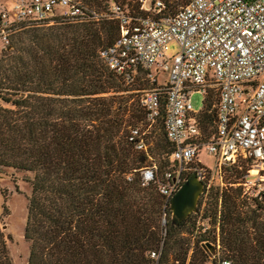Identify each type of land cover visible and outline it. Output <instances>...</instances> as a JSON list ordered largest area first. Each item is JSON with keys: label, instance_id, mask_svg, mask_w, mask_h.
<instances>
[{"label": "trees", "instance_id": "trees-1", "mask_svg": "<svg viewBox=\"0 0 264 264\" xmlns=\"http://www.w3.org/2000/svg\"><path fill=\"white\" fill-rule=\"evenodd\" d=\"M83 1L101 10L115 2L133 15L150 14L139 10V0ZM186 2L165 0L163 12L174 14ZM117 36L115 18L60 19L21 26L2 49L0 166L33 173L27 179V264H219L202 246L209 238L192 245L194 213L178 221L157 181L142 182L143 166L157 162L160 179L175 168V145L165 133V91L162 130L147 142L152 146L140 150L129 140L131 128L142 124L146 142L148 122L128 85L151 81L138 69L127 82L103 62L99 51ZM216 102L217 91L209 87L199 117L205 136L215 131ZM231 166L235 177L244 168L245 178L251 162L239 158ZM243 194L234 184L213 193L221 206L214 222L220 223L224 257L264 264V204L254 197L256 206L244 210ZM6 238L0 218V264H13Z\"/></svg>", "mask_w": 264, "mask_h": 264}, {"label": "built area", "instance_id": "built-area-1", "mask_svg": "<svg viewBox=\"0 0 264 264\" xmlns=\"http://www.w3.org/2000/svg\"><path fill=\"white\" fill-rule=\"evenodd\" d=\"M6 1L0 0L3 48L10 47L11 35L21 26L60 19H117L119 36L99 51L100 58L127 82L142 69L155 83L143 88L139 98L150 127L162 115L165 91V133L175 145L170 155L175 168L160 179L157 162L143 166L144 185L157 181L159 192L170 202L186 176L196 173L204 183L201 203L218 172L222 174L224 167L247 158L251 166L238 184L244 194L264 197V0H187L174 14L163 12L165 0H139V10L150 14L134 15L115 2L101 10L83 0ZM172 41L177 42L178 50L170 54ZM161 69L170 73L165 83L158 80ZM209 87L218 94L217 118L215 131L205 136L199 117ZM196 93L203 95L201 109L192 103ZM143 134L139 126L132 127L129 140L135 142V148L147 151ZM203 150L214 156L213 167L200 160ZM197 212L198 208L192 213ZM166 220L164 213V223ZM206 228L202 214L198 215L193 242L205 235ZM214 239L202 240L203 247H214L210 257L217 258L219 264H233L222 255L219 222Z\"/></svg>", "mask_w": 264, "mask_h": 264}, {"label": "rangeland", "instance_id": "rangeland-1", "mask_svg": "<svg viewBox=\"0 0 264 264\" xmlns=\"http://www.w3.org/2000/svg\"><path fill=\"white\" fill-rule=\"evenodd\" d=\"M11 0H7L6 3H10ZM5 48V47H4ZM170 54L175 53L178 50V44L176 41H172L170 44ZM2 42L0 41V55L2 53ZM156 72V70H154ZM170 76L169 70H160L159 74V82L165 83L168 81ZM130 92L133 94L134 99L140 98V93L144 87H151V82H147V80H138L135 81L134 84H129ZM193 105L195 109H201L203 95L201 93L193 94ZM142 127V124L139 125ZM162 130V123L157 121L153 124V126H148L146 128V143L151 141L154 138L155 132H159ZM148 147L152 146V143H147ZM147 147V148H148ZM154 160V157H153ZM200 160L207 164L208 167H213L215 158L213 155H209L208 152L203 150L200 154ZM156 161V160H155ZM244 160L239 161V164L235 167L241 168L240 164L243 163ZM151 163V162H149ZM247 165L246 167H248ZM235 167H224L222 174L217 173L215 175V180L213 181L212 188L210 193L206 199H202L198 201V211L197 213L192 215V220L196 224L198 215L202 214L205 222V226L207 227L205 232L206 238L215 242V233H216V224L214 222V213L217 209H220L221 206H215V198L213 193L219 188L224 189L229 187V185H239L238 182L244 180L243 175H245L246 170L241 171L240 176L235 177V174L232 172L235 170ZM248 172V171H247ZM33 176L32 172H24L19 171L12 167H2L0 166V218H1V226L5 231L7 236V244L10 250V257L12 259L13 264H27L28 255H30V242L27 240L25 236L26 223L28 218V207H29V195L32 192V187L29 181L27 180L29 177ZM234 181V182H232ZM261 187L264 191V182L261 183ZM243 190V188H242ZM254 196L251 194H243L240 202L243 205V209L246 210L250 207H255ZM203 200L206 202L204 203ZM257 200H260L264 204V197H257ZM221 213V212H220ZM193 241V239H192ZM195 242H192V245ZM221 251L223 257L227 255V252L223 250V243L221 244ZM205 251L210 253L214 251V247H205ZM192 248L189 251V256L192 254Z\"/></svg>", "mask_w": 264, "mask_h": 264}, {"label": "water", "instance_id": "water-1", "mask_svg": "<svg viewBox=\"0 0 264 264\" xmlns=\"http://www.w3.org/2000/svg\"><path fill=\"white\" fill-rule=\"evenodd\" d=\"M204 189L203 180L196 173L182 183L180 188L170 198L172 214L178 221L185 219L189 213L197 210L199 196ZM209 246V244H207Z\"/></svg>", "mask_w": 264, "mask_h": 264}]
</instances>
